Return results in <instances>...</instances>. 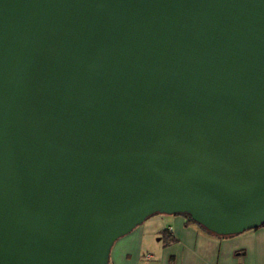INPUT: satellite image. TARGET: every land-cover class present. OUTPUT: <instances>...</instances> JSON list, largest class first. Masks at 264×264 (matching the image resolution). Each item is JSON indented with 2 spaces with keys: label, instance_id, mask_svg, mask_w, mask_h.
<instances>
[{
  "label": "water",
  "instance_id": "obj_1",
  "mask_svg": "<svg viewBox=\"0 0 264 264\" xmlns=\"http://www.w3.org/2000/svg\"><path fill=\"white\" fill-rule=\"evenodd\" d=\"M154 214L264 224V0H0V264Z\"/></svg>",
  "mask_w": 264,
  "mask_h": 264
},
{
  "label": "crops",
  "instance_id": "obj_2",
  "mask_svg": "<svg viewBox=\"0 0 264 264\" xmlns=\"http://www.w3.org/2000/svg\"><path fill=\"white\" fill-rule=\"evenodd\" d=\"M163 215L118 238L109 264H264V225L218 236L182 214ZM166 229L172 237L167 243Z\"/></svg>",
  "mask_w": 264,
  "mask_h": 264
},
{
  "label": "trees",
  "instance_id": "obj_3",
  "mask_svg": "<svg viewBox=\"0 0 264 264\" xmlns=\"http://www.w3.org/2000/svg\"><path fill=\"white\" fill-rule=\"evenodd\" d=\"M182 215H184L189 221H192V222H195V221H193V219H191V217L189 216V215H186V214H182ZM196 223V222H195ZM262 225H264V224H262ZM261 225V226H262ZM201 226V225H200ZM204 228V227H203ZM205 229V228H204ZM210 232V231H209ZM169 234V231H168V229H166L165 230V232H164V240H165V242L167 243L169 240H171L172 239V237L170 236V235H168ZM232 235H235V234H232ZM219 236V235H218ZM228 236H231V235H228Z\"/></svg>",
  "mask_w": 264,
  "mask_h": 264
},
{
  "label": "rangeland",
  "instance_id": "obj_4",
  "mask_svg": "<svg viewBox=\"0 0 264 264\" xmlns=\"http://www.w3.org/2000/svg\"><path fill=\"white\" fill-rule=\"evenodd\" d=\"M160 217V216H164L163 214H156V215H153V216H151V217H149V218H154V219H152V220H157V218L158 217ZM150 222V221H149ZM148 224V223H147ZM149 231H152L153 229H154V224L153 223H151V225H150V227H149Z\"/></svg>",
  "mask_w": 264,
  "mask_h": 264
}]
</instances>
